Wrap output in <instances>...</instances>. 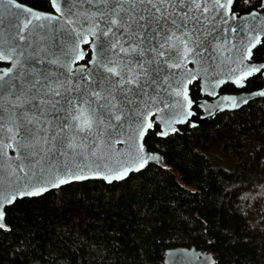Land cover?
Wrapping results in <instances>:
<instances>
[{
	"label": "snow or ice",
	"instance_id": "6c2138e0",
	"mask_svg": "<svg viewBox=\"0 0 264 264\" xmlns=\"http://www.w3.org/2000/svg\"><path fill=\"white\" fill-rule=\"evenodd\" d=\"M235 2L47 0L40 11L0 0V241L19 242L15 211L31 217L57 199L70 210L89 181L111 190L120 186L114 181L147 184L163 170L188 191L169 167L171 152L152 137L174 140L191 128L200 155L195 145L214 139L195 131L204 117L234 119L264 99V88L246 91L264 76V64L252 59L264 21L258 11L240 16ZM210 247L169 252L167 264H218Z\"/></svg>",
	"mask_w": 264,
	"mask_h": 264
},
{
	"label": "trees",
	"instance_id": "16d2710c",
	"mask_svg": "<svg viewBox=\"0 0 264 264\" xmlns=\"http://www.w3.org/2000/svg\"><path fill=\"white\" fill-rule=\"evenodd\" d=\"M22 2L48 10L47 0ZM259 6L260 0H236L234 10L242 14ZM253 59L264 62V42ZM263 82L258 75L246 90ZM244 123L248 126L238 132ZM200 129L214 137L210 147L195 145L200 155L193 151L191 128H181L174 140H151L171 152L169 167L187 192L174 188L163 170L147 184L143 178L131 187L113 182L120 186L111 190L103 181H89L70 210L57 199L31 217L15 211L11 224L19 242L15 235L0 241V264H165L168 247L209 244L218 264H264V151L257 155L264 145V99L234 119L219 114L195 131ZM223 159L231 160L229 166ZM192 214L203 223L197 226ZM29 242L31 248L20 251Z\"/></svg>",
	"mask_w": 264,
	"mask_h": 264
},
{
	"label": "water",
	"instance_id": "95a60500",
	"mask_svg": "<svg viewBox=\"0 0 264 264\" xmlns=\"http://www.w3.org/2000/svg\"><path fill=\"white\" fill-rule=\"evenodd\" d=\"M24 3V2H23ZM26 4V3H25ZM235 4V3H234ZM27 6H30V7H33V6H31V5H29V4H26ZM34 9H37V10H40V11H44V10H41V9H38V8H35V7H33ZM233 11L234 12H237V11H235L234 10V5H233ZM251 11H258V12H260L261 13V17H260V19L262 20V21H264V10H262L261 8H260V6L258 7V8H256V9H253V10H251ZM250 12V11H249ZM240 16H246V14L248 13V12H246V13H239V12H237ZM260 45V44H259ZM259 45H257L254 49H253V56H254V52H255V50H256V48L259 46ZM252 59H253V57H252ZM253 61L255 62V63H257V64H264V62H257V61H255L254 59H253ZM263 77V81H264V76H262ZM261 88H264V82H263V85H262V87ZM261 88H259V89H261ZM256 90H258V89H256ZM247 91V90H246ZM253 91H255V90H253ZM209 102H211V100H209ZM201 115H203V113H201ZM216 116H214V117H212V118H208V117H204V119H205V121H208V120H211V119H213V118H215ZM117 147H121L120 145H117ZM115 182V181H114ZM172 251H175V252H183V251H188V252H195V253H199V254H204L205 253V248H197L196 246H184V245H179V246H173V247H168V248H166L165 249V251H164V262H165V264H167V254L169 253V252H172ZM208 252L209 253H213V252H211V251H209L208 250Z\"/></svg>",
	"mask_w": 264,
	"mask_h": 264
},
{
	"label": "rangeland",
	"instance_id": "374dc122",
	"mask_svg": "<svg viewBox=\"0 0 264 264\" xmlns=\"http://www.w3.org/2000/svg\"><path fill=\"white\" fill-rule=\"evenodd\" d=\"M224 154H225V153H224ZM222 163H223V164H226V165L229 166V164L231 163V160H229V159H228V160H227V159H223V160H222Z\"/></svg>",
	"mask_w": 264,
	"mask_h": 264
}]
</instances>
